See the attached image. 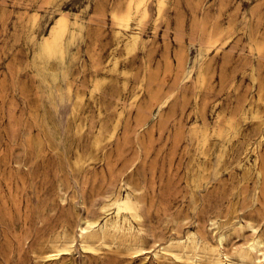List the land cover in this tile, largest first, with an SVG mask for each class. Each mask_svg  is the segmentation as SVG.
Instances as JSON below:
<instances>
[{"label": "rangeland", "instance_id": "rangeland-1", "mask_svg": "<svg viewBox=\"0 0 264 264\" xmlns=\"http://www.w3.org/2000/svg\"><path fill=\"white\" fill-rule=\"evenodd\" d=\"M226 255L264 264V0H0V264Z\"/></svg>", "mask_w": 264, "mask_h": 264}, {"label": "bare ground", "instance_id": "bare-ground-1", "mask_svg": "<svg viewBox=\"0 0 264 264\" xmlns=\"http://www.w3.org/2000/svg\"><path fill=\"white\" fill-rule=\"evenodd\" d=\"M132 2V0H131ZM141 5V3L139 4ZM131 6L129 5L128 11L125 15L123 16H114V19L120 21L121 23H124L122 25V27L127 28L129 21L131 20V12H130ZM63 19L60 18L58 19V23H62ZM138 34H133L132 35V39H137ZM112 208H114L113 211H110ZM100 211L102 213H104L105 215L114 213V218H115V226H118L120 218H122L124 213L129 214L131 217L137 219L139 217L138 215V211H137V207L135 205V203L131 200V198L128 195L125 196H116L113 199H110V201L108 203H104L103 205L100 206ZM97 220L94 221H89V220H85L84 224L86 225L85 227L81 226L79 228L80 231V237H84L87 232L88 229L90 227H92V225L96 224ZM169 247H172L171 243L168 245ZM247 248L250 251H259L257 248V242H250L247 245ZM166 252H168L170 255L172 256H177L176 252L173 249H169L166 248L165 249ZM264 258V257H263ZM224 264H244L243 262H238L233 260L231 257L229 256H225L224 257Z\"/></svg>", "mask_w": 264, "mask_h": 264}]
</instances>
